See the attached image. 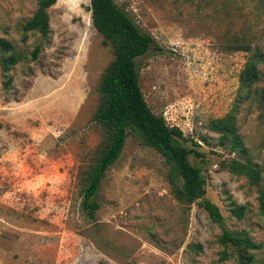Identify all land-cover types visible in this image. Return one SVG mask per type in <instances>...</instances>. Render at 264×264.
Here are the masks:
<instances>
[{"label":"rangeland","instance_id":"rangeland-1","mask_svg":"<svg viewBox=\"0 0 264 264\" xmlns=\"http://www.w3.org/2000/svg\"><path fill=\"white\" fill-rule=\"evenodd\" d=\"M38 1L0 0V37L21 57L8 85L0 66V264H234L222 258L221 228L197 202L175 199L165 159L132 135L100 184L95 219L86 217L81 177L101 141L97 86L113 54L92 25L90 0H56L48 35L27 31L22 40ZM114 1L157 45L136 60L146 103L182 130L187 148L207 138L189 162L202 169L226 228L260 244L254 264H264L258 187L226 169L244 158L207 128L238 96L244 47L264 53V0ZM258 69L260 90L264 58ZM236 125L262 180L264 106L244 101ZM231 202L246 206L241 220Z\"/></svg>","mask_w":264,"mask_h":264},{"label":"trees","instance_id":"trees-1","mask_svg":"<svg viewBox=\"0 0 264 264\" xmlns=\"http://www.w3.org/2000/svg\"><path fill=\"white\" fill-rule=\"evenodd\" d=\"M56 0H39L32 16L24 23L22 40L27 31L39 32L46 37L50 32L48 9ZM94 29L102 36L103 45L110 46L112 60L105 67L100 77L97 90L99 101L93 120L100 126L102 137L96 155L81 177L83 197L81 209L89 220H94L100 205L97 192L105 176L122 154L123 147L129 135L159 153L168 165L167 179L175 199L185 206L197 202L208 217L221 228L218 237L222 245L223 259L233 258L234 264H254L255 251L261 245L253 241L244 231H233L225 226L224 216L220 208L205 197L206 181L199 166L189 162L190 154L202 157L198 151L199 142H206V137L198 141L191 140L192 146L187 148L183 142L188 139L177 126L167 124L162 115L152 112L146 103L139 84V74L136 60L150 49L156 48L154 38L140 30L128 13L118 6L114 0H90L88 6ZM40 46L32 51L36 59ZM251 52L239 74V88L232 108L220 118L208 121L207 128L218 134L221 145L228 146L229 151L237 152L238 157L229 159L226 169L236 175L246 177L249 182L258 187V210L264 214V176L256 181L253 176L257 164L246 157L247 148L236 125L240 105L244 101L256 100L264 106V87L256 88L261 80L258 63L263 60L264 53L258 48ZM21 60L12 43L0 37V66L7 81V74ZM245 205L230 203L229 213L237 220L246 214Z\"/></svg>","mask_w":264,"mask_h":264}]
</instances>
